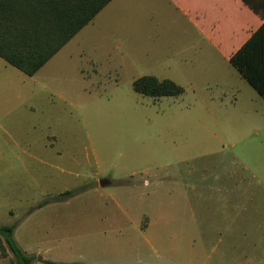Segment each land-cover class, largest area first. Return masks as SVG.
Returning a JSON list of instances; mask_svg holds the SVG:
<instances>
[{
	"label": "rangeland",
	"instance_id": "1",
	"mask_svg": "<svg viewBox=\"0 0 264 264\" xmlns=\"http://www.w3.org/2000/svg\"><path fill=\"white\" fill-rule=\"evenodd\" d=\"M138 9L164 16L152 1ZM145 16L149 27L171 26L167 15L152 22ZM116 24L106 16L92 19L32 76L0 58V223H15L20 243L31 229L44 233L48 204L62 201L55 199L64 193L55 186L75 191L63 200L96 201L81 186L94 171L113 180L110 188L124 189L118 198L145 207L162 203L158 215L168 221L177 214L174 203L189 201L195 168L198 174L207 170L210 181L235 172L239 179L214 183L228 181V187L210 189V201L238 202V216L264 217V99L224 70L211 76L205 67L121 55L127 26ZM142 75L171 79L184 92L156 98L138 93L132 83ZM56 157L63 172L48 164ZM235 212L222 208L212 215ZM171 232L170 225L150 229L157 237ZM0 264L16 263L9 252L0 255Z\"/></svg>",
	"mask_w": 264,
	"mask_h": 264
},
{
	"label": "crops",
	"instance_id": "2",
	"mask_svg": "<svg viewBox=\"0 0 264 264\" xmlns=\"http://www.w3.org/2000/svg\"><path fill=\"white\" fill-rule=\"evenodd\" d=\"M142 1L147 0H110L94 17L106 16L112 24L127 26L121 55L124 52L128 58L168 59L192 70L205 67L204 72L211 76L224 70L222 75L227 73L234 83L247 82L230 58L264 19L243 0H148L155 2L163 10V17L167 15L171 21L169 27L156 28L142 23L145 20L141 15L146 14L138 9ZM135 16L141 24L133 22ZM163 17L155 12L145 16L150 22ZM58 157L48 160V164L63 172L56 164L62 161ZM206 172L198 174L196 168L189 172V201L174 203L177 214L166 221L158 215L162 203L145 207L118 198L124 189L110 188L113 180L94 171L81 186L96 201L77 203L71 201L72 197L49 203L44 233L31 229L28 237H21L25 243L16 242L26 253L50 259L53 264H264V217L238 216V202L215 205L207 195L215 186L216 190L228 187V181L214 184L217 180H236L238 175L226 171L215 174L210 181ZM66 190L65 185L55 186L57 193ZM198 194L204 195L203 200L197 201ZM145 199L149 200L148 195ZM222 208L236 212L213 217V212ZM185 211L188 217H183ZM158 225H170L171 234H150L151 227Z\"/></svg>",
	"mask_w": 264,
	"mask_h": 264
},
{
	"label": "trees",
	"instance_id": "3",
	"mask_svg": "<svg viewBox=\"0 0 264 264\" xmlns=\"http://www.w3.org/2000/svg\"><path fill=\"white\" fill-rule=\"evenodd\" d=\"M243 1L264 19V0ZM108 2L110 0H0V57L24 74L34 75ZM230 63L264 98V22L231 56ZM132 87L154 98L184 92L173 80L153 75L136 78ZM74 192L66 190L55 200L66 199ZM46 202H40L38 207ZM15 225L0 223V255L7 256L10 252L16 264L35 261L52 264L50 259L28 254L20 247L13 236Z\"/></svg>",
	"mask_w": 264,
	"mask_h": 264
}]
</instances>
